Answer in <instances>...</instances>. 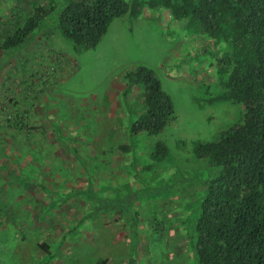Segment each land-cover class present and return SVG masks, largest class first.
Listing matches in <instances>:
<instances>
[{"label": "rangeland", "instance_id": "374dc122", "mask_svg": "<svg viewBox=\"0 0 264 264\" xmlns=\"http://www.w3.org/2000/svg\"><path fill=\"white\" fill-rule=\"evenodd\" d=\"M47 2L0 0V43ZM224 49L144 8L114 19L81 53L50 26L0 51V125L30 114L23 130L0 127V264H194L184 220L206 168L192 147L240 115L239 105L212 101ZM138 66L173 102L174 119L156 136L129 134L142 92H125L123 76ZM156 141L169 150L158 163Z\"/></svg>", "mask_w": 264, "mask_h": 264}, {"label": "trees", "instance_id": "16d2710c", "mask_svg": "<svg viewBox=\"0 0 264 264\" xmlns=\"http://www.w3.org/2000/svg\"><path fill=\"white\" fill-rule=\"evenodd\" d=\"M144 8L167 11L173 22L225 48L217 58L220 92L212 101L240 106L232 126L192 147L193 160L206 168L200 195L187 205L191 211L184 220L194 264H264V0H48L33 5L23 25L7 32L0 51L22 48L36 30L50 26L81 53L97 46L114 19L138 16ZM123 83L125 92H142L130 136L158 135L174 119L172 99L159 78L138 66L124 74ZM16 116L2 130L28 127L29 110ZM150 157L162 162L169 150L156 141Z\"/></svg>", "mask_w": 264, "mask_h": 264}]
</instances>
